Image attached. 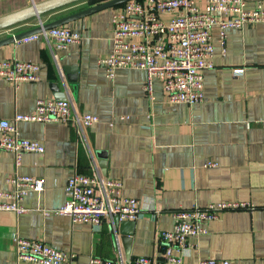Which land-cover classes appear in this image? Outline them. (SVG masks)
I'll list each match as a JSON object with an SVG mask.
<instances>
[{
	"label": "crops",
	"instance_id": "1",
	"mask_svg": "<svg viewBox=\"0 0 264 264\" xmlns=\"http://www.w3.org/2000/svg\"><path fill=\"white\" fill-rule=\"evenodd\" d=\"M38 1L0 0V16ZM104 1L82 0L53 10L0 31V39ZM206 1L195 3L203 9ZM248 1L251 6L259 0ZM118 8L66 24L81 32L82 39L65 49L45 39L0 46V59L41 65L38 81L15 85L0 79V119L30 113L38 99L61 92L81 113L99 117L84 137L66 123L19 122L21 136L45 146L43 153H25L19 166L14 155L0 147V190L13 189L8 178L15 173L45 181L43 191H30L23 199L26 212L0 211V264H36L18 259L17 236L73 252L69 264H89L92 256L125 261L112 218L93 227L53 213L65 204V186L77 168L121 180L122 194L140 200L144 212L136 220L131 259L159 250V232L172 228L173 210L179 206L242 200L256 209L227 211L209 221L208 232L194 240L184 259L264 260V22L228 29L225 53L215 26V67L205 72L203 101L173 104L159 80L153 83L152 96L145 92L144 70L120 68L111 79L99 63L112 51V15ZM237 68L244 73L234 74ZM68 75L78 76L75 92L73 83H61ZM98 151L106 154L105 167L99 165Z\"/></svg>",
	"mask_w": 264,
	"mask_h": 264
},
{
	"label": "built area",
	"instance_id": "2",
	"mask_svg": "<svg viewBox=\"0 0 264 264\" xmlns=\"http://www.w3.org/2000/svg\"><path fill=\"white\" fill-rule=\"evenodd\" d=\"M167 16V18H165ZM113 48L99 60L109 78L114 79L120 68L144 70L143 85L152 96L154 81L159 80L170 103L194 105L204 99L205 72L215 67L213 28L219 27L221 45L226 52L227 30L264 22V1L249 6L248 0H207L202 9L195 0H129L112 15ZM43 26V23L40 24ZM45 39L57 49L79 43L82 34L66 25L52 27L26 36L16 42ZM237 68L234 74H243ZM41 65L16 58L0 59V79L17 85L40 79ZM39 121L66 123L82 136L88 127L99 121L91 113H81L72 99L40 98L30 113H19L12 119H0V147L11 152L19 166L27 152L43 153L45 146L21 136L19 122ZM206 165L214 166L215 162ZM98 169V168H97ZM12 190H0V211L26 212L22 201L30 191L41 192L45 181L41 177L15 173L8 178ZM121 180L105 178L97 170L88 174L75 170L65 190V204L54 214L68 215L73 223L99 226L105 219L138 220L142 214L138 198L122 194ZM256 209L249 201L212 202L191 208L179 206L173 210L171 229L159 232V250L150 256H136L129 262L92 256L89 264H264V260L248 263L227 258H202L185 261L186 252L196 245L194 240L208 232L206 224L227 211ZM46 214H50L47 212ZM15 247L19 260L36 264H69L75 257L40 239L17 236Z\"/></svg>",
	"mask_w": 264,
	"mask_h": 264
},
{
	"label": "water",
	"instance_id": "3",
	"mask_svg": "<svg viewBox=\"0 0 264 264\" xmlns=\"http://www.w3.org/2000/svg\"><path fill=\"white\" fill-rule=\"evenodd\" d=\"M79 1L82 0H42L38 2H33L32 4L26 7H23L21 9L0 16V31L9 28L11 26L17 25L19 23L25 22L27 20H30L32 18L41 17L43 14L74 4ZM127 1L129 0H107L105 2L96 4L79 12H76L74 14L47 23H43V26H37L35 28H31L19 32L17 34H13L9 37L0 39V46L6 45L8 43L16 42L26 36L41 32L43 30L50 29L52 27L69 24L77 19L84 18L85 16H88L90 14H93L101 10L119 6ZM68 70H75V69L69 68L67 69V71ZM66 80L65 78H62L61 81L62 85L65 86L67 85V83H73L71 84V86L75 92L77 90V84L75 83H77L78 81V76L68 75ZM54 89L59 91L60 90L59 85L54 84ZM63 93L64 92L56 93L54 94V97L56 99H66V96ZM73 95H74L73 97L76 99V95L75 94ZM97 156L99 159H101L99 160V165L101 167H105L106 166L105 159L107 158L106 154L104 152L98 151ZM114 224H115L114 231H117L121 235V241L124 244L125 254H126L125 261L129 262L131 260V243L135 231L134 229L136 225V220H121L120 218L117 217L115 218Z\"/></svg>",
	"mask_w": 264,
	"mask_h": 264
},
{
	"label": "rangeland",
	"instance_id": "4",
	"mask_svg": "<svg viewBox=\"0 0 264 264\" xmlns=\"http://www.w3.org/2000/svg\"><path fill=\"white\" fill-rule=\"evenodd\" d=\"M85 1H87V2H89V3H93V2H97V1H100V0H85ZM105 1H107V0H105ZM104 1V2H105ZM100 3H102V2H100ZM15 26V25H14ZM13 27V26H12ZM9 28H11V27H9ZM8 30V29H7Z\"/></svg>",
	"mask_w": 264,
	"mask_h": 264
},
{
	"label": "trees",
	"instance_id": "5",
	"mask_svg": "<svg viewBox=\"0 0 264 264\" xmlns=\"http://www.w3.org/2000/svg\"><path fill=\"white\" fill-rule=\"evenodd\" d=\"M81 171V170H80ZM82 172V171H81Z\"/></svg>",
	"mask_w": 264,
	"mask_h": 264
}]
</instances>
